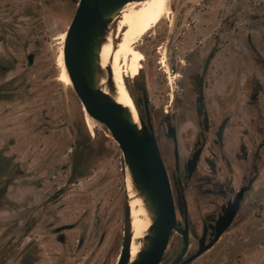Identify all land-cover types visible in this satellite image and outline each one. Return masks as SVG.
<instances>
[{"label":"flooded vegetation","instance_id":"af4514ba","mask_svg":"<svg viewBox=\"0 0 264 264\" xmlns=\"http://www.w3.org/2000/svg\"><path fill=\"white\" fill-rule=\"evenodd\" d=\"M40 1L52 7L56 16L63 13L60 5L78 3V0ZM188 3L193 2L188 0ZM186 5L190 9L189 15L193 13L186 18L192 42L184 58L178 59L172 67L168 66L169 74L174 72L173 77L178 75V78L173 83L167 76L163 93L167 103L153 106L146 79L141 73L143 67L136 77H129L130 82L126 81V84L139 113L152 125L169 179L177 221L187 230L188 256L198 250L201 241L208 243L214 238L218 221L228 212H234L230 228L250 218L253 210L264 204V0H201L195 5ZM29 17L22 15L18 19L25 21ZM12 18L2 16L0 19V104L18 102L20 94L25 96L26 103L36 100L39 104L49 90L56 95L57 101L62 100L63 95L58 98L57 90L58 87L63 89L58 86L59 69L58 72L48 69L43 74H31L37 63L35 51L28 50L25 55L28 68L25 76L21 78L16 72L20 63L10 36L17 24ZM171 21L169 26H174L175 20ZM32 77H37V81L34 82ZM71 96L78 113L79 97L75 92ZM67 130L72 136L75 133L76 138L83 133L77 114L75 124ZM76 138L72 144L67 142L72 153ZM90 147L91 140L87 139L82 154L71 156L70 163L63 165L64 182L43 196L39 212H35L37 208L33 206V195L40 194L35 192L39 188L34 186L32 193L25 194L20 182L21 178L33 175L24 174L17 160L0 148V212L26 210L27 232L43 224L39 217L46 216L50 219L44 225L55 234L56 240L62 244L67 242V231L84 225L93 213L84 208L78 215L74 203H59L72 194L69 193L73 190L71 186L86 176ZM28 189L24 187V190ZM86 191L78 198L83 205L105 202V199L95 197L96 188ZM18 192L25 194L22 203L14 199ZM52 202L59 204V208L48 205ZM125 205L124 198L123 223ZM94 209L93 225L100 227L102 214L98 213L100 208ZM4 213L0 215H6ZM107 217L112 218V215ZM98 231V241L102 244L106 233L101 229ZM85 234H80L77 239L79 248L85 243ZM192 243H196L193 248ZM182 244L183 234L175 230L162 264L174 259ZM37 245L31 241L24 244L18 251L16 264H37L41 254Z\"/></svg>","mask_w":264,"mask_h":264},{"label":"rangeland","instance_id":"374dc122","mask_svg":"<svg viewBox=\"0 0 264 264\" xmlns=\"http://www.w3.org/2000/svg\"><path fill=\"white\" fill-rule=\"evenodd\" d=\"M199 1L201 0H191L193 3H188V0H171L173 12L136 45L142 56L141 66L130 65L126 71L125 82H130V78L136 77L143 67L141 73L146 79L154 107L167 103L163 99L167 76H170L173 83L178 78V75L173 77L174 72L169 74L168 68L178 62V59H183L191 47L192 40L187 30L186 18L189 19L193 13L189 15L190 9L186 4L195 5ZM76 7L77 4H62L60 10L63 13L56 16L53 8L40 0H0V19L2 16H9L17 23L14 24L16 29L10 35L15 42L14 49L20 63L16 72L21 78L25 76L28 71L25 55L28 50L35 51L37 63L31 74H43L48 69L58 72L59 69L58 86L63 88L57 89L58 98L63 95V99L59 101L49 90L43 94L44 101L39 104H36V100L26 103L22 94L18 102L1 103L0 148H4L17 160L19 169L24 170V174L33 175L31 178H21L20 182L22 193L25 194L32 193L33 188H39L35 192L40 194L33 195V206L37 208L35 212H39L43 196L64 182L66 172H62L63 165L69 164L73 156L82 154L85 141L90 139L86 176L71 186L73 190L69 193L73 195H68L59 203H74L78 215L84 208L93 211L84 221V225L67 231L68 241L63 244L44 225L50 218L39 217L43 224L27 232L26 210L10 213L6 211V215H0V264H16L19 261L18 251L29 241L37 242V251L41 252L37 264H117L119 259L124 233L122 205L124 198L126 199L124 156L114 138L83 110L81 100L79 99L78 113L75 101H72L71 93L75 91L65 65L64 41ZM199 7L200 5L197 6ZM7 12L10 15H5ZM45 13L47 16H42ZM22 15L30 17L25 21L18 19ZM171 19L175 20L174 26H169ZM117 23L116 21L111 31L115 44L122 36ZM136 69L138 70L135 71ZM32 80L36 82L37 77H32ZM76 114L79 128L83 132L78 138L75 133L72 136L67 130L68 126L72 128V123L75 124ZM75 138L78 140L72 153L67 142L72 144ZM31 181L32 184L29 185ZM24 187L29 189L24 190ZM87 188H96L95 197H98L97 200L105 199V202L83 205V201L78 198L84 196ZM25 194L18 195L19 202H23ZM48 205L54 204L52 202ZM57 206L59 208V204L54 205V208ZM94 208L97 211L100 208L98 213L102 214L100 227L93 225ZM110 214L112 218L107 217ZM100 229L106 233L102 244L98 241ZM80 234H85L86 238L81 248L77 246ZM195 246L196 243H192V248ZM190 264H264V204L253 210L250 218L231 226L213 247Z\"/></svg>","mask_w":264,"mask_h":264},{"label":"water","instance_id":"95a60500","mask_svg":"<svg viewBox=\"0 0 264 264\" xmlns=\"http://www.w3.org/2000/svg\"><path fill=\"white\" fill-rule=\"evenodd\" d=\"M132 1L136 0H78L66 30L65 65L73 89L88 114L120 145L125 173L129 168L133 182L152 214L153 222L144 245L131 261V207L125 190L124 233L117 264H162L175 230L183 234V244L178 255L167 264H190L216 244L231 225L234 212H228L218 221L214 238L208 243L201 241L198 250L187 256V230L177 221L169 179L150 121L146 122L139 113L141 124L138 126L129 110L99 87L101 45L122 8Z\"/></svg>","mask_w":264,"mask_h":264},{"label":"bare ground","instance_id":"6f19581e","mask_svg":"<svg viewBox=\"0 0 264 264\" xmlns=\"http://www.w3.org/2000/svg\"><path fill=\"white\" fill-rule=\"evenodd\" d=\"M172 12L171 0L129 2L120 11L121 16L115 19L118 22V31L122 35L120 41L115 44L111 32L114 26L113 28L110 26L101 45L99 87L126 107L138 126L141 124L139 112L125 82L126 71L130 65L138 67L141 63L142 56L136 46L139 40ZM83 110L86 111L84 106ZM125 181V190L131 207V261H133L144 245V238L153 219L144 197L133 182L129 168L125 173Z\"/></svg>","mask_w":264,"mask_h":264},{"label":"crops","instance_id":"0c3cea01","mask_svg":"<svg viewBox=\"0 0 264 264\" xmlns=\"http://www.w3.org/2000/svg\"><path fill=\"white\" fill-rule=\"evenodd\" d=\"M18 194H20L19 192L16 194L15 198L14 199H18ZM4 213V211H2ZM0 212V213H2ZM5 218V216H3Z\"/></svg>","mask_w":264,"mask_h":264}]
</instances>
